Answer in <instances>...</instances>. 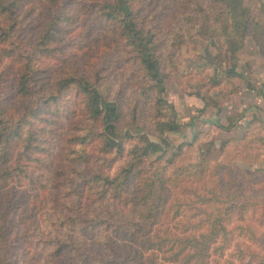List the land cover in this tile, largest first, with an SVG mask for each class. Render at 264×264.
Wrapping results in <instances>:
<instances>
[{
	"label": "trees",
	"instance_id": "1",
	"mask_svg": "<svg viewBox=\"0 0 264 264\" xmlns=\"http://www.w3.org/2000/svg\"><path fill=\"white\" fill-rule=\"evenodd\" d=\"M157 1L162 9L151 16L147 8L154 0H0V264L16 260L18 236L11 231L7 211L12 192L23 184L43 188L54 156L56 221L94 234L109 223L97 211L98 204L105 199L120 202L128 215L119 224L137 244L138 255H130L132 264H220L230 219L242 217L257 204L264 206V188L249 196L238 190L240 180L261 177L264 170L237 169L232 177L229 155L214 161L201 157L203 148L212 149V143L201 141L202 135L176 145L169 156L163 152L166 135L178 126L174 108L164 97L161 27L155 24L169 21L170 9L179 6L178 25L172 28L177 20L166 25L172 49L201 37L214 39L219 48L234 54L251 36L264 53V3L256 9L249 0ZM81 25L91 35L100 29L109 36L102 43L114 45L124 63L134 68L140 97L148 99L144 120L135 110L123 122L121 88L108 80L102 66H56L69 55L70 36ZM166 59L171 64V56ZM208 66L204 62L196 68ZM235 74L233 68L226 73L229 78ZM207 77L194 84L205 104L211 98L209 88L202 90L205 83H220ZM254 135L248 131L233 143L244 145L247 164L260 161L252 147ZM230 144L232 140H226L223 146ZM187 182L204 189H193L195 200L190 204L196 220L185 229L194 230L182 235L154 233L152 239L154 225L178 217L181 207L188 205L176 197ZM52 235L44 239L43 250L51 249L47 252L54 258L65 253L66 264L118 263L85 240ZM160 252L165 253V263L157 261Z\"/></svg>",
	"mask_w": 264,
	"mask_h": 264
},
{
	"label": "rangeland",
	"instance_id": "2",
	"mask_svg": "<svg viewBox=\"0 0 264 264\" xmlns=\"http://www.w3.org/2000/svg\"><path fill=\"white\" fill-rule=\"evenodd\" d=\"M261 2L264 3V0H249L251 6L256 9ZM159 7L160 3L154 0V5H149L147 8L148 14L152 16L162 9ZM179 8L174 6L170 9L173 12L169 21L177 20L172 28L180 22ZM169 21L157 20L155 24L161 27L159 51L165 62L164 97L174 108L178 129L166 135L168 145L164 147L163 152L169 156L176 145L189 144L195 141L197 135H202L201 141L212 143V149L209 151L208 147L203 148L201 157L214 161L229 155L231 164L234 165L230 173L232 177L236 175L237 169L241 171L249 169L251 172L255 169L264 170V127L261 126L262 129L260 127L264 124V95L259 92L264 91V53L257 42L251 36H247L240 49L232 54L225 48H219L214 39L192 37L180 48L172 49L169 30L166 29ZM106 37L109 38L103 36L100 29L91 35L86 32L85 25H81L70 36V45L67 49L69 55L65 60H58L56 66L67 65L73 68L77 64L86 67L102 66L108 80L115 83L118 89L121 88L118 92L124 114L123 122L130 119L135 110L144 120L148 99L140 97L138 76L133 67L124 63V56L119 50L114 49V45L108 46L107 43H102ZM111 42L112 40L110 44ZM170 56L171 64L166 59ZM204 62L210 64V67H204L199 71L197 65ZM231 68L236 74L229 78L226 73ZM237 71L244 73L245 77L237 75ZM53 72H56V69ZM221 74L223 79H220ZM207 76L220 82L210 83L205 80L202 90L209 88L211 96L209 104H205V101L196 95L197 87L194 85L197 78ZM249 83L253 85L251 90L247 85ZM248 131L256 133L253 136L252 147L260 157V161L251 164L245 163L244 145L240 142L236 146L233 145L236 143L235 140L241 139ZM226 140H232V144L224 147L223 143ZM57 162L58 157L54 156L48 170L49 178L43 188L28 189L23 184L12 192L7 211L12 222L11 231L18 236L13 250L15 264H54L53 261L56 264H66L65 253L54 258L52 255L54 253L47 252L51 249L43 250L44 239L55 237L53 233L61 240H68L70 237L72 240H85L93 248H97L99 253L117 260V264H132L130 255H138L137 244L128 240L124 227L119 224L128 215L127 207L120 202L105 199L98 204L97 211L100 216L109 219V223L100 226L94 234H86L79 228L71 229L65 222L56 221L52 197L55 190L53 183L57 176L55 173L58 168ZM201 187L195 182L191 184L187 182L185 188H178L176 197L188 205L181 207L182 211L178 217L154 225L150 235L152 239L154 233L165 236L173 231L182 235L188 230H194L185 228L188 222L196 220L195 206L190 203H194L195 200L193 189L200 190ZM259 188H264V173L261 177L255 176L248 181L243 178L238 182V190L243 196L256 194ZM227 229L229 241L225 243L223 254L219 258L220 264H224L225 260H231L233 264H261V260L264 262L263 204H257L256 207L247 210L240 218L233 216L227 223ZM150 252H145V255H151ZM163 256L165 253H158L157 261L165 263ZM209 264L212 262L210 261Z\"/></svg>",
	"mask_w": 264,
	"mask_h": 264
},
{
	"label": "crops",
	"instance_id": "3",
	"mask_svg": "<svg viewBox=\"0 0 264 264\" xmlns=\"http://www.w3.org/2000/svg\"><path fill=\"white\" fill-rule=\"evenodd\" d=\"M237 75H239V76L242 77V78L245 77V74L242 73V72H238V71H237ZM247 85L250 87V90H251V88L253 87V85H252L251 83H249V84H247ZM259 92L262 93V94L264 95V91L260 90Z\"/></svg>",
	"mask_w": 264,
	"mask_h": 264
}]
</instances>
